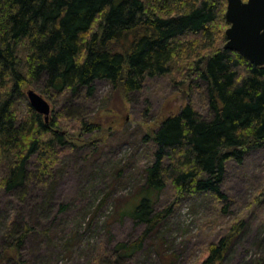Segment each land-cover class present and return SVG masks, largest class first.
<instances>
[{"label":"trees","instance_id":"16d2710c","mask_svg":"<svg viewBox=\"0 0 264 264\" xmlns=\"http://www.w3.org/2000/svg\"><path fill=\"white\" fill-rule=\"evenodd\" d=\"M225 10V0H0V166L6 169L0 185L21 189L33 158L37 177L46 178L66 144L60 113L45 122L28 106L17 117L26 86L88 98L96 81L127 94L147 78L176 72L173 82L189 90L206 83L207 116L189 102L148 135L151 162L128 214L146 235L171 214L175 203L155 210L167 188L177 201L203 195L223 201L226 163L240 164L264 146V66L224 48ZM142 240L119 243L118 259L133 256ZM229 241L211 245L201 264H219ZM19 243L0 250V264L15 260Z\"/></svg>","mask_w":264,"mask_h":264},{"label":"rangeland","instance_id":"374dc122","mask_svg":"<svg viewBox=\"0 0 264 264\" xmlns=\"http://www.w3.org/2000/svg\"><path fill=\"white\" fill-rule=\"evenodd\" d=\"M175 73L147 78L127 94L96 81L88 98L26 86L15 105L17 117L27 115L26 91L33 90L50 105L49 120L58 113L66 120V144L46 178L37 177L33 158L21 189L0 185V250L20 239L15 260L4 264H162V254L173 264H201L207 249L225 237L230 241L219 264H264V146L250 150L240 164L226 163L223 201L209 195L177 201L167 188L155 210L175 203L171 214L146 235L145 225L128 214L151 162L148 135L189 102L207 116L206 83L189 90L173 82ZM5 170L0 166V181ZM141 238L138 252L118 259L119 243Z\"/></svg>","mask_w":264,"mask_h":264},{"label":"water","instance_id":"95a60500","mask_svg":"<svg viewBox=\"0 0 264 264\" xmlns=\"http://www.w3.org/2000/svg\"><path fill=\"white\" fill-rule=\"evenodd\" d=\"M225 49L235 51L251 64L264 66V0H225ZM26 97L31 108L48 122L50 105L29 89Z\"/></svg>","mask_w":264,"mask_h":264}]
</instances>
